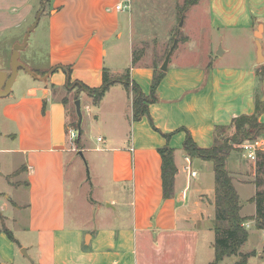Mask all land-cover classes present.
I'll use <instances>...</instances> for the list:
<instances>
[{
    "label": "crops",
    "instance_id": "0c3cea01",
    "mask_svg": "<svg viewBox=\"0 0 264 264\" xmlns=\"http://www.w3.org/2000/svg\"><path fill=\"white\" fill-rule=\"evenodd\" d=\"M125 1L49 0L48 11L41 8L35 28L44 17L47 65L42 75L48 74L47 79L29 82L24 89L21 82L14 83L0 98V176L24 195L17 200L0 189V264H196L202 233L212 243L213 163L188 157L183 143L188 132L198 146L211 147L216 126L233 132L232 119L253 114L255 101H262L264 61L257 62L255 41L259 32L264 58V0H193V7L204 1L208 27L221 35L222 44L241 36L249 42L251 59L241 65H200L172 62V53L157 99L148 105L149 117L139 120H133L132 92L122 82H114L98 104L86 91L66 88L68 80L98 87L104 69L110 75L129 69L131 82L150 93L154 63L141 62L147 58L142 53L132 64L131 8L116 9ZM38 12L32 0H0V34L22 25L27 29ZM65 92L84 103L89 129L102 133L96 143L87 145L81 130L73 146ZM257 116L264 123V109ZM255 142L264 150V137ZM165 145L173 149L177 167L169 198L163 197L159 153ZM74 151L104 157L110 179L95 181L106 184L112 195L92 200L78 196L79 183L67 173V156ZM236 151L242 152L232 150L226 168L249 233L250 226L256 227L249 218L256 213V161L236 157ZM12 157L19 160L14 164ZM5 210L11 214L6 216ZM19 212H25L21 225ZM246 242L240 251L253 253L246 264H264V244L249 249ZM228 257L231 264L239 259Z\"/></svg>",
    "mask_w": 264,
    "mask_h": 264
},
{
    "label": "rangeland",
    "instance_id": "374dc122",
    "mask_svg": "<svg viewBox=\"0 0 264 264\" xmlns=\"http://www.w3.org/2000/svg\"><path fill=\"white\" fill-rule=\"evenodd\" d=\"M37 7V12L43 8V11H48L47 0H32ZM130 1V0H129ZM193 0H131L129 8L133 16V33H134V52L135 54L146 53L147 58H143L141 62L147 64L162 63L166 52L171 46L173 40L176 38L177 42L173 51L172 62L179 63H193L205 65L209 62H224L229 64H247L251 58L249 54V42L243 36L230 39L226 43H221L219 40L221 36L219 33L211 31L208 27V16L206 5L204 1H200L198 6L191 5ZM42 10V9H41ZM33 16V15H32ZM32 17H30L31 19ZM32 20V19H31ZM41 18L40 25L34 28L27 40V44L23 50L19 52V60L28 66V68L39 75H42V69L47 65V47L46 35L43 33ZM32 23L25 28L20 26L7 30L0 34V69L10 71V61L13 47L16 44L23 42L27 30L33 25ZM27 25V24H26ZM186 37V40L184 38ZM262 46V45H261ZM216 47V49H215ZM253 51H254V46ZM221 53H217L218 51ZM125 53V51H123ZM122 53V54H123ZM263 55V54H262ZM109 57H107L108 62ZM124 74V73H123ZM123 74H120L123 76ZM44 75V74H43ZM120 75H111V78H118ZM32 78L22 68L19 69L15 85L21 82L20 89H24L25 84L33 82ZM39 81V80H36ZM16 91V90H15ZM63 94V93H62ZM65 98L69 101L67 105V116L72 128H75L77 134L71 142L73 146H77L78 138V115L75 109L74 94L64 93ZM82 121L80 130H84L85 134L82 136L83 141L89 145L91 142L96 143V136L101 134L98 128L89 129L87 111L84 103L81 105ZM69 130V129H68ZM81 133V131H80ZM232 132L228 131L224 136L230 135ZM69 135V132L67 133ZM73 155V156H72ZM234 156L244 158L240 151L233 153ZM1 155L0 157H2ZM100 158V159H99ZM104 157H99L97 154L85 151L82 154L74 151L67 156V173L69 179L79 183L78 196L89 198L109 196L111 191L107 189L106 184L103 186L95 181L96 179L106 180L110 179L109 168L105 162H102ZM257 159V158H256ZM18 158L13 159L14 164ZM256 161V160H254ZM100 163V168L98 164ZM13 165V163H12ZM21 169H18L20 172ZM0 173L2 169L0 168ZM18 174V173H16ZM8 177L0 176V189L9 193L15 199L24 198L23 192L13 191L8 187ZM110 192V193H109ZM118 196L122 194L117 191ZM112 195V193H111ZM20 200V199H19ZM83 202V201H82ZM24 213L19 212L17 223L24 222ZM4 214L9 216L11 211L5 210ZM248 238L245 244L246 248L257 249V244H264V234L261 230L256 229L255 226H250L248 229ZM206 233H202L199 241V248L197 253L196 264H231L232 259L226 257L223 262L215 261V240L216 232H212V243L207 244ZM262 251V249H261ZM22 253V251H21ZM259 251H255L258 254Z\"/></svg>",
    "mask_w": 264,
    "mask_h": 264
},
{
    "label": "trees",
    "instance_id": "16d2710c",
    "mask_svg": "<svg viewBox=\"0 0 264 264\" xmlns=\"http://www.w3.org/2000/svg\"><path fill=\"white\" fill-rule=\"evenodd\" d=\"M49 1V0H47ZM140 54L133 51L132 64H136ZM154 73L151 80L150 93L146 95L141 89L131 82L129 69L123 76L111 78L109 72L104 69L102 83L98 87H89L81 82L71 83L67 81L66 88L73 85L78 91L84 90L91 97L94 104H98L105 92L114 82H122L123 85L132 92L133 120H139L142 116L149 117L148 105L156 101V90L164 75V71L159 69V64L154 63ZM68 73L70 68L63 67ZM78 97V96H77ZM264 109V101H255V111L253 114H241L232 119L233 132L224 136L228 132L227 126H216L214 143L211 147H200L187 132L183 143V150L190 158H200L211 161L214 171V209H215V261L218 262L225 256L236 255L239 259L234 264H246L247 259L253 254L242 253L241 245L247 240L248 232L243 226L247 217H242L240 211V201L234 188L232 177L226 168L227 158L232 150L241 149L240 145L247 141H255L264 137V123L258 120V114ZM169 134H165L169 138ZM161 156V178L163 197L169 198L174 194V180L177 174V167L174 162V151L168 145L159 148ZM19 171L15 172L18 173ZM254 183L257 191L252 198L256 205V213L253 218L256 227L264 229V150L257 151L256 176ZM9 237L11 233L6 230Z\"/></svg>",
    "mask_w": 264,
    "mask_h": 264
},
{
    "label": "water",
    "instance_id": "95a60500",
    "mask_svg": "<svg viewBox=\"0 0 264 264\" xmlns=\"http://www.w3.org/2000/svg\"><path fill=\"white\" fill-rule=\"evenodd\" d=\"M42 10H40L36 16H35V20L33 25L27 30L25 37L23 39V42L20 44H16L13 47L12 50V54H11V61H10V71H6V70H1L0 69V98H3L5 96H7L11 90H12V86L16 81L19 69L22 68L26 73H28L32 78L39 80V81H46L48 74L45 75H39L36 72L30 70L28 68L27 65H25L24 63H22L19 60V52L21 50H23L27 44V40L29 37V33L35 28V26L37 25L38 21H39V17L41 14ZM176 38L173 40L171 46L169 47L168 51L166 52L164 59L160 65V70L162 71H166L169 61H170V57L171 54L173 53V50L175 49V45H176ZM256 55H257V62L259 64H261L264 61L263 55H262V47H261V43H260V34L259 32H257L256 34ZM217 53H221L220 49ZM262 101H264V80H263V87H262ZM75 104V109H76V113L78 115V122H77V129H78V135H80V125H81V120H82V114H81V104H80V100L79 98H76L74 101ZM22 253L24 255H26V251L25 249H22Z\"/></svg>",
    "mask_w": 264,
    "mask_h": 264
},
{
    "label": "built area",
    "instance_id": "2783aa9c",
    "mask_svg": "<svg viewBox=\"0 0 264 264\" xmlns=\"http://www.w3.org/2000/svg\"><path fill=\"white\" fill-rule=\"evenodd\" d=\"M129 0H126L125 3L123 4H117L116 5V9H123L129 8ZM69 132V139L72 141L74 138H76L77 134L75 132V128H69L68 130ZM240 148L243 152V155L250 159V160H256L257 158V151H258V144L255 141H247L244 142L243 144L240 145ZM191 176H195L196 172L195 171H191L190 172ZM262 233L264 234V229H262Z\"/></svg>",
    "mask_w": 264,
    "mask_h": 264
}]
</instances>
